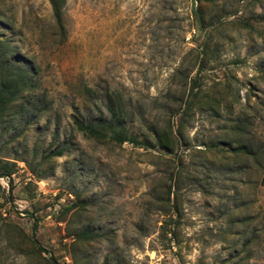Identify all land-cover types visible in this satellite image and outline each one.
<instances>
[{"label": "rangeland", "instance_id": "rangeland-1", "mask_svg": "<svg viewBox=\"0 0 264 264\" xmlns=\"http://www.w3.org/2000/svg\"><path fill=\"white\" fill-rule=\"evenodd\" d=\"M62 1L0 0V264H264V0Z\"/></svg>", "mask_w": 264, "mask_h": 264}, {"label": "trees", "instance_id": "trees-1", "mask_svg": "<svg viewBox=\"0 0 264 264\" xmlns=\"http://www.w3.org/2000/svg\"><path fill=\"white\" fill-rule=\"evenodd\" d=\"M53 14L58 22L61 18V7L62 0H49ZM26 81L17 80L13 84H0V111L3 107H6L10 104L19 94L21 88L26 86ZM20 89V90H19ZM110 117L104 121L97 120L96 122L91 121H77V128L89 136H93L101 139H110L115 142L122 143L124 141H132L139 143L135 136L129 134L126 128L123 126V121L119 115V111L115 110L112 106L109 108ZM121 112V111H120ZM153 138L155 143L161 144V148L165 149L167 152H171L170 143H163L164 139L160 138L156 131H153ZM62 149H57L56 154H61ZM9 175L10 172L1 173Z\"/></svg>", "mask_w": 264, "mask_h": 264}]
</instances>
